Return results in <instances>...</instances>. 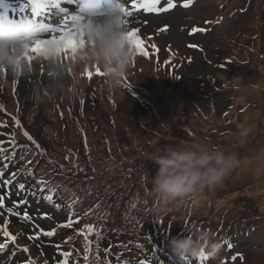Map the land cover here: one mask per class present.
Segmentation results:
<instances>
[{"label":"rangeland","instance_id":"374dc122","mask_svg":"<svg viewBox=\"0 0 264 264\" xmlns=\"http://www.w3.org/2000/svg\"><path fill=\"white\" fill-rule=\"evenodd\" d=\"M4 1L10 6L6 10L1 4ZM173 1L178 3L175 12L168 15L164 10L155 20L146 19L149 13L141 17V12H136L131 13L130 22L122 23L118 12L92 19L90 24V20L76 18L75 15H80L78 0H72L75 7L68 14L61 11L62 6H68L65 0H45L44 7L38 2H24L25 7L19 12L13 9L16 8L13 0H0V16H17L15 19L23 24L28 21L24 17L27 15L34 18L31 29L47 25L30 38H20L27 50L14 45L12 40L1 42L0 65L16 63L34 76V68L46 70L53 64L62 71L59 78L69 79L67 83L56 81L47 87L44 79L28 77L32 87L26 95L19 90L14 76L5 74L0 79V149L4 147L0 155L9 157L4 158L2 168L0 165V264H176L170 262L168 252L172 257L178 255L181 264H189L191 260L185 259L184 253L179 254L183 252L180 245L174 249L170 246L178 238L175 229L183 221L182 210L172 213L169 208L165 209L164 217H168L161 228L167 232H160L164 243H159L167 254L162 260H136L144 252H152L150 244H144L141 253L142 244L137 241L139 238L133 240V231L129 229L130 234H124L121 223L115 226L111 220L118 216L117 206L124 205L143 181L156 185L163 179L165 172L160 171L157 176L153 169L156 165H150L153 159L172 165L174 176L175 168L181 164L187 168L184 164L205 162L195 169V177L187 184V190L191 192L201 184L204 193L208 191V199L213 204L219 203L217 213L224 203L231 201L232 206L227 205L232 212L241 214L238 235H234L238 239L223 241L209 249V253L206 250L195 255L192 250L193 260L210 254L207 262L199 264H264V0H170ZM183 1H187L186 5ZM166 23L170 25L166 27ZM113 24L121 25L118 28L121 31L133 30L121 33ZM47 29L50 31L46 32ZM135 30L136 35L132 37L135 48L130 52V39L123 45L122 39L130 38ZM51 32L61 37L56 39ZM17 33L23 31L20 29ZM64 39L63 61L53 55L39 58L38 52L45 43H52L60 50ZM230 59L233 63H229ZM113 67L122 73L121 78L115 77ZM100 72L105 75L100 76ZM80 75L85 76V81ZM114 78L133 91L127 92L113 84ZM97 103H103L112 127L105 112L101 116L99 111L104 109ZM120 109L127 112L121 113ZM178 110L180 114L185 112L180 119L185 122L182 125L174 115ZM156 113L165 123L160 134L150 137L156 140L149 143L148 138H143L135 146L118 149L110 156L122 157L116 164L105 160L113 148L109 152L104 135L110 138L107 143L118 147L108 130L115 134L122 128L119 120L125 125L128 119L138 118L153 130L151 119ZM71 116L82 135L86 128L90 161L96 164L97 171L92 173L99 179L93 185L94 193L93 188L83 190L86 194L83 203H79L81 220L76 219L77 223L67 221L73 215L51 210L50 202L36 196L40 192L44 194L42 187L59 191L64 184H75L72 173L81 183L87 179L89 166H84L82 155H78L83 153L84 142ZM209 117L219 118L202 121ZM225 120L228 123L220 126ZM16 121L26 131L16 127ZM96 121L102 124L100 128ZM192 124L200 130L198 134H190L188 128L193 129ZM219 126L228 130L209 132L218 130ZM123 131L119 133L126 135V128ZM171 133L174 138L169 136ZM30 139L36 147H30L31 143L27 142ZM83 156L89 160L86 154ZM201 157L205 160L201 161ZM6 162L11 166L23 163L24 172L31 170L32 178L16 176ZM55 164L68 169L70 174L63 170L58 177V170L52 167ZM197 178L204 183L197 182ZM178 179L180 191L171 190L168 200L187 192H181L186 190V175L181 173ZM163 187H169L168 180ZM63 190H72V187ZM112 192L115 198L105 201ZM74 198L71 195V202ZM202 199L203 196L201 205ZM201 205L196 203L198 211L194 216L199 213L197 218L207 214ZM130 208L135 209L132 205ZM146 211L136 208L134 213L130 211L129 219H142ZM223 226L227 225L204 223L203 231L208 228L214 237L231 236ZM201 234L195 230L191 236L190 243L195 249ZM119 235L128 237V240L122 239L121 246L118 245L120 238L116 237ZM160 252L152 253L160 256Z\"/></svg>","mask_w":264,"mask_h":264},{"label":"trees","instance_id":"16d2710c","mask_svg":"<svg viewBox=\"0 0 264 264\" xmlns=\"http://www.w3.org/2000/svg\"><path fill=\"white\" fill-rule=\"evenodd\" d=\"M185 109V108H184ZM180 110V109H179ZM179 110L177 111V115L174 114L177 118L178 116V123L180 125H182L185 122H181L180 119H183L181 116L185 115L184 114H180ZM121 111V110H120ZM127 111H121V113H126ZM142 116L143 112L141 113ZM180 115V116H179ZM110 120V117L109 119ZM211 120L210 117L207 118V121ZM163 121L161 119L160 114L156 113L154 115V117L151 119V125L153 127V130H149L146 126V124L144 123V121H142V118H138L136 120L133 119H128L126 121V124L124 125V123L119 120V126L122 127L120 129H118L116 131V133L114 134L113 131L110 132L109 130L107 131V133L111 134V138L115 137V141L113 140V142L117 143L118 147H112V142L107 143V141L110 139L107 135H104L105 138V145L108 146L109 152H111L112 148L113 151L109 154V157L107 159H105L106 161H110L111 163L116 164L118 161L121 162L122 157L119 158H113L110 157L113 152L117 153V150L120 149V151H122L123 149H127L128 145L130 146H135L138 143H140V139L143 138H148L150 141L149 143H151L153 140L150 137H152L155 134H160V129H162L163 127ZM165 124V123H164ZM112 127V125H110ZM192 128H188L190 134H198V132L200 130H198L196 128V126L194 124H192ZM126 128V132L127 134H120L119 130H121V132H124L123 130ZM217 129H219V127H216ZM212 131V130H211ZM209 131V132H211ZM218 132V131H217ZM139 133V134H137ZM213 133V132H211ZM171 138H174L172 133L171 135H169ZM161 138V137H157ZM129 141H132L129 143ZM113 143V144H114ZM84 153V152H83ZM82 153V161H83V165L84 166H89L87 168V171L92 172V171H96V164H94L93 161L90 160H86L85 157L83 156ZM160 155V154H158ZM157 155V156H158ZM203 161V160H201ZM163 162V161H162ZM160 162L159 160H154L150 163V165H156L155 167H153V169L157 172L156 175L158 176L159 172H165L164 176H162L161 180H159L156 185H149L147 184L145 181H143L140 185L139 190L134 193L132 195V197H129L128 199L125 200V204L124 205H120L117 206V214L118 216H116V219H111L113 224L116 226L117 222L121 223L122 229H124V234H130V231H128L129 229L133 231L132 235H134L133 240H137V238H139L137 241L140 242L142 244V246H139L140 251L142 250V248L144 247V244H150V247L152 249V252L155 251L156 245L159 243V241H163V238L161 239V234L160 232H167L165 231L164 228H161L162 223L165 221V219H167L168 216L164 217L166 214V210L165 209H170L173 212H177V211H184L188 213H193L195 214L196 211H198V209L196 208V203H199L201 205V197L203 196L202 199V205L201 207L203 208L204 212L207 213L206 216L209 217V224H217L216 219H220L221 221H227L228 222V226H230V228H232V230H236V227L238 226V222L240 221V217L241 214H237L236 212H232V209L230 206H228L227 204L231 205V201H227L226 203H224V205H222V209L220 211H218L217 213V207L219 205V203L213 204L211 202V199H208V191L204 193L203 191V187L201 184L197 185L196 188L194 190H192L191 192H189L187 190V184L192 180L191 178L194 176L195 177V173L193 172V170H195L196 168H198L199 165H202L204 163L201 164H197L193 165L191 164L189 166V164H184L185 166L188 165L189 168H183V164L179 165L177 168V173L174 176L171 173L172 170V165H167L165 162ZM18 163V162H17ZM101 160L97 163V169L98 172L101 171L100 168V164H101ZM110 163V164H111ZM19 165V166H18ZM23 165V163H22ZM20 165V164H15V169L13 170L16 174V176L18 177H27V178H32V171L28 170V172H24V167ZM147 165V163H146ZM146 165L144 167H146ZM53 168H55L56 170H58L56 173L58 177L62 176V172L64 169L58 168L57 164L52 165ZM143 167V168H144ZM20 170L23 171V173H20ZM65 172L69 173L71 171H69L68 169L65 168L64 170ZM186 172V173H185ZM184 173L186 175V183H185V188L186 190H183L181 192L187 191L185 192V195H181L178 198H169L170 200H168L166 197L167 195H169L171 197L172 195V191L171 190H179V179L178 176ZM135 174V172L132 173V175ZM73 179L76 180V183L71 185V184H64L63 188L66 187H72V190H63V188L59 189V191H53L51 189H47L46 187H42V189H44V194L40 192V197H43L45 199V201L50 202L51 204L55 203V200H60L61 202L64 203V207H61L62 210H65L63 212L65 216L67 215H73L71 218L69 219H75L78 217L79 211L81 208H79V203L82 202L83 196L86 194V191L90 190L91 188H93V193H94V186L97 185V181H99V179L97 177L94 176V179L87 175V179H83L85 180L84 182H80L79 178H76L74 176V174H70ZM165 180H168L169 182V187L168 188H164L163 187V183L165 182ZM86 191H83L85 190ZM180 191V190H179ZM111 194V193H110ZM212 194V193H211ZM71 195H73L75 198L73 200V202H71ZM90 195V194H89ZM96 195V194H95ZM115 192H112L111 196H108L106 198H104L105 201L110 200V198H113L115 196ZM54 198H57L54 200ZM115 198V197H114ZM92 199V196H91ZM100 202H102V200H100ZM205 202V203H204ZM83 203V202H82ZM85 203V202H84ZM118 203V201H117ZM75 204V205H74ZM130 205H132V207H135L140 209L141 211L147 210L142 219H139V217L134 219H129V215L130 211H132V213H134V210H131ZM122 211V212H121ZM240 213V212H239ZM139 215V212L136 211V215ZM197 215H199V213H197ZM196 215V217H197ZM203 215V214H202ZM162 216V218H161ZM170 216V215H169ZM118 218H120V220H118ZM129 219V221H127V219ZM211 219V220H210ZM134 220V221H133ZM193 221L190 222L189 227L191 229H196L198 226V223L200 221ZM175 225V224H174ZM231 231V230H230ZM97 236L99 234V231H96ZM231 233V232H230ZM165 236H168L167 234H164ZM116 236V237H120ZM87 238V237H86ZM122 239L123 240H128V237H124V238H120L118 239V245L121 246L123 245L122 243ZM131 240V239H130ZM131 243H135L132 242ZM92 244V243H91ZM91 253H92V248L90 249ZM150 252H144V256L143 257H137L136 260H141V259H149V260H153V259H161V257L157 254H153ZM143 253V250L142 252ZM140 254V253H139ZM112 264V263H109ZM113 264H116L115 262ZM118 264V263H117Z\"/></svg>","mask_w":264,"mask_h":264},{"label":"bare ground","instance_id":"6f19581e","mask_svg":"<svg viewBox=\"0 0 264 264\" xmlns=\"http://www.w3.org/2000/svg\"><path fill=\"white\" fill-rule=\"evenodd\" d=\"M36 2L38 3H41L43 6L46 5L45 3V0H35ZM145 2V4H149V2H147L148 0H143ZM14 4H15V7L16 8H13L16 12H19L20 9L24 8L25 7V3L21 0H13ZM65 2L67 3L68 6L64 5L61 7V11L62 13L66 12L68 14V11H70V9L73 11V4L68 0H65ZM138 2H134V4H136ZM153 2H151L152 4ZM69 10H68V8ZM163 5L162 3L158 6V8H162ZM157 8V9H158ZM176 8L173 10V12H175ZM32 11V10H31ZM30 12V11H29ZM33 12V11H32ZM31 13V12H30ZM32 14V13H31ZM170 14V13H169ZM24 17L28 18V21L26 23L23 22V24L20 22V20L18 19H15L17 18L16 17H11V18H8L6 17V22L4 25H2V29H8L6 32L4 33H9L10 36H12L14 42H17V39H16V30L17 29H20V28H24V27H27L29 25H31L33 22H34V18L32 20L31 17L27 16V15H24ZM3 18V17H2ZM1 18V19H2ZM148 18H151V19H154L155 18H159V15L157 14H153V15H149ZM127 21V20H126ZM31 22V23H29ZM0 29H1V26H0ZM26 29V28H25ZM1 33V31H0ZM34 76H32L30 73L28 72H25L23 70V67L17 65L16 63H13L11 65H0V79L1 77H3V75L5 74H10L11 76H14L16 81L18 82V87H19V90L24 94L26 95V91L28 88H31L32 85L31 83L29 84L28 82V77H36V78H42L44 79V83L47 87H51L52 86V83L53 82H66L69 81V79H64L62 80L61 78H59L60 76L59 75H62V71L61 69L55 67L53 64H50V67L46 70H40V68H34ZM51 74V78L48 77V75Z\"/></svg>","mask_w":264,"mask_h":264}]
</instances>
